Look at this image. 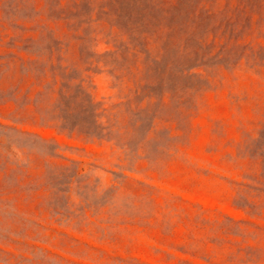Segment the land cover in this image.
Returning a JSON list of instances; mask_svg holds the SVG:
<instances>
[{
    "label": "rangeland",
    "instance_id": "1",
    "mask_svg": "<svg viewBox=\"0 0 264 264\" xmlns=\"http://www.w3.org/2000/svg\"><path fill=\"white\" fill-rule=\"evenodd\" d=\"M0 264H264V0H0Z\"/></svg>",
    "mask_w": 264,
    "mask_h": 264
}]
</instances>
